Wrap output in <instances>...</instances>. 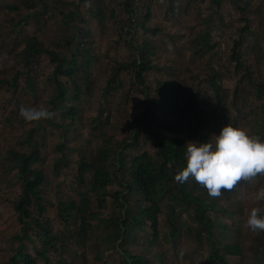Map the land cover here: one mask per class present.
<instances>
[{
    "label": "rangeland",
    "instance_id": "1",
    "mask_svg": "<svg viewBox=\"0 0 264 264\" xmlns=\"http://www.w3.org/2000/svg\"><path fill=\"white\" fill-rule=\"evenodd\" d=\"M128 3L133 6L132 14ZM100 8L103 15H100ZM148 9L150 17L146 20ZM216 10L219 13L214 16L215 24L210 30V42L216 43L215 49L193 55L195 37L204 29L203 20ZM141 22H145L149 29L136 24ZM32 36H37L47 49L61 50L69 55L72 50L70 41L77 40L76 45L81 40L85 48H89L88 59L91 55L94 57L87 69L88 81L84 80L86 94L82 96L81 103L82 124L68 136L54 124L64 123L58 116L63 110L56 112L53 123L44 119L38 124L24 120L20 110L15 109L14 103L19 102L26 109L48 111L49 100L57 87L54 79L56 63L52 61L51 54L39 55L27 67L17 56ZM144 39L150 42V49L156 53L150 59L159 67L147 73L146 81L151 90L138 86L128 67L117 72L119 63H130L135 59L138 63L142 61L139 51ZM234 40L240 42L238 51L249 69L247 71L231 59ZM81 54L84 57V53ZM16 69L21 72L15 86L0 81V264H9V259L20 245L19 240L13 242L12 239L22 235L23 227L14 206L22 190V179L17 176V168L12 167L14 161L9 154L12 150L28 153L35 143L44 145L39 151L40 161L37 164L47 173V181L41 186L42 203L46 205L43 217L50 221L53 233L70 237L73 231L78 230L82 220L78 219V224L74 221L64 223L59 216V202L60 199L67 203L76 199L81 203L76 190H88V186H81L77 180L83 156L91 161L98 153L101 132L117 140L130 136L136 128L132 122L143 117L149 106L147 94H150L151 102L159 98L155 90L160 82L181 83L187 109L183 131L180 134L166 133L169 138L180 137L186 142L199 140L194 131L196 119L192 114V105L187 107L194 101L203 112L201 116L206 119L204 132L208 139L214 140V136H210L230 123L264 141V119L260 121L263 125L255 128V133L252 132L253 119L264 117V95L257 96L248 79L244 78L248 72L253 80L259 76L264 79V0H254L244 13L234 0L224 1L219 9L210 0H0V80L12 78ZM83 74L80 70L78 76ZM29 77L35 86V95L28 92ZM213 77L221 88V102L216 99L209 82ZM263 79L259 83L264 85ZM109 87L111 91L106 93ZM101 112L104 117H112L111 124L103 127L102 131H96L95 127L101 126V123L95 119ZM9 116L11 120H7ZM36 126L40 127L28 136ZM142 135L143 131H140V149L131 148L125 153L137 155L148 152L155 155L157 148L145 141ZM26 138L30 142L27 145L23 144ZM61 145H64L62 151L59 149ZM93 174L92 170L87 173L88 181ZM261 187H264V174L242 181L232 190H224L222 203L229 210V215L222 209L212 211V218L218 222L211 227L210 237L203 233V228L194 219L193 210L181 211L179 204L178 212L187 218L193 232L188 234L183 227L178 236L170 235L171 223L167 202L164 201L165 206L159 216L157 243H149L154 238L149 224L141 227L135 223L134 237L117 250L101 248L103 245L96 247V241L88 250L75 245L65 248L58 244L56 250H48L49 264H102L104 260L109 264H126L123 260L125 250L144 257L145 264H206L210 244L216 254L221 255L226 252L224 245L232 243H238L241 252L227 254L229 264H264V246L257 249L261 231H252L245 223L253 208L264 213V200L255 198L257 189ZM120 189L122 187L115 182L108 191ZM126 192L123 190L121 193V201L129 200L134 205L135 195ZM87 199L90 203L86 205L87 213L100 211L95 194L90 192ZM32 209L37 216L35 206ZM120 209V204L108 196L105 213L92 222L95 225L104 224V218L117 215ZM227 220L234 223L231 236H228L230 228L224 227L225 223L228 224ZM96 233L100 236V227L96 228ZM28 234L35 243L24 238L21 244L25 253L32 256V264H47L44 257L38 255L42 241H37L32 231ZM74 251L77 253L72 256ZM98 251L103 254V260L99 261ZM157 254L163 255L162 260H158ZM214 261L221 264L218 258ZM20 264L27 263L22 260Z\"/></svg>",
    "mask_w": 264,
    "mask_h": 264
},
{
    "label": "trees",
    "instance_id": "2",
    "mask_svg": "<svg viewBox=\"0 0 264 264\" xmlns=\"http://www.w3.org/2000/svg\"><path fill=\"white\" fill-rule=\"evenodd\" d=\"M84 0H80L83 2ZM226 0H210L213 6L217 9ZM254 0H234V3L238 6L243 13L249 9L251 3ZM129 12L132 14L133 6L131 3L127 5ZM216 11L213 12L208 18L203 20V31L200 32L195 38V47L192 50V54L198 55L203 52L209 53L216 47V43H211L210 30L214 27ZM100 15H103V10L100 8ZM145 19H149V9L146 11ZM143 29H149V26L145 22L136 23ZM249 26V25H248ZM247 26V28H248ZM244 30V28L242 29ZM131 27L128 32L130 33ZM75 41H70L71 55L66 54L61 50H49L44 44H42L37 36H32L26 40V46L22 49L17 56L21 57V62L24 67H27L31 60L35 59L43 53L51 54L52 61L56 63L54 71V79L56 81V90L49 100L50 108L48 115L41 116L39 118H22L24 120L40 124L42 120L47 119L50 123L54 122L57 117L56 112L63 110L58 116L64 120V123H54L58 128L64 130V135L68 136L73 129L78 127L83 120L81 103L86 92L84 91V80L88 81V67L91 65L92 59H88L89 48H85L84 42L79 40L75 45ZM234 47L231 59L239 67H244L245 70H249L245 67V62L242 61V56L238 51L240 42L234 40ZM73 46V47H72ZM150 42L144 39L142 49L139 51L141 62L138 63V59L131 61L130 63H119L117 72L122 69L132 70L135 83L143 88L151 90L147 84V73L155 68H159L157 64L153 63L150 59L152 55L156 53L150 49ZM84 53V57L82 54ZM199 54V55H200ZM81 68V69H79ZM84 72L83 76H78L79 71ZM21 70L16 69L12 78H4L1 83L8 82L10 85L15 86L19 73ZM244 78L248 79L254 92L257 96L264 95V85L259 83L263 78L258 77L253 80L250 73L246 72ZM28 80V92L37 94L34 83L29 77ZM264 80V79H263ZM211 87L215 92L216 99L221 102L219 92L220 86L216 83L215 78L209 80ZM183 85L181 83L172 84L169 82L158 83V87L155 92L159 95L156 101L150 99V94H147L148 107L145 109L144 116L136 118L134 123L136 128L130 136L117 140L116 137H108L105 132L100 133V141L98 143L100 150L96 153L91 161L87 160V156L84 155L78 175V182L81 186H88V190L81 191L76 190L77 195L81 197V203L76 199H73L67 203L64 199H60L59 216L66 224H70L73 221L78 224V219H81V224L78 225V230L73 231L71 236L68 237L65 234L53 233L52 225L48 219L43 216L46 212V205L42 203L43 197L41 194V186L47 181V173L43 169L38 168L40 161L39 151L44 146L43 144L35 143L33 149L26 152H19L16 150L10 151L11 159L14 161L13 168H17V176L22 179V190L18 200L14 203L15 211L19 214V221L23 225L22 235H16L12 241H20V245L16 252L9 259V264H20L22 260L27 264L33 263L31 255L25 253L23 243L24 238H29L30 241L35 243V240L28 234V231H32L36 236L37 241H42V248L38 250V255L44 257L46 263L49 264L48 250H56L58 244H62L63 247L67 245H75L77 247L88 250L91 247V243L95 242V246L107 249L117 250L124 244H128L129 238L134 237L133 225L137 226L149 224L154 238L149 240L150 244L157 243V239L160 235L159 230V216L163 212L164 201L167 202L168 207V219L170 220V232L172 236H178L181 233V229L184 227L188 230V234L193 232V229L188 226L187 218L178 212L177 204L181 206V211L193 210L192 215L198 224L203 228V233L208 237L211 236V227L218 222L211 216L212 211L222 209L225 214L229 215V210L222 203V192L219 196H209L205 188L199 185L191 176L184 183L174 180L176 173L185 166V143L186 140L180 137L169 138L167 134H180L183 131V122L185 121L186 105L184 102V93L182 91ZM111 88H107L106 93H109ZM195 94L197 92L195 91ZM192 100V97L189 98ZM15 109H21L22 106L19 102H15ZM192 105V114L194 116L195 133L199 140H207V135L204 130L207 127V122L203 113L200 110V106L192 101L187 107ZM24 108V107H23ZM162 111L161 115L158 112ZM200 115V116H199ZM11 116L7 120H11ZM264 117L253 119L252 132L255 133V128L262 126ZM67 120L69 123H66ZM112 117H104V113L101 112L95 121L101 123V126L95 127L96 131L101 130L108 124H111ZM133 124V125H134ZM258 125V126H257ZM40 126H36L29 132L28 136L38 130ZM140 131H143V139L149 141L157 148L155 155H151L148 152H142L137 155L125 153L126 150L135 148L140 149L142 140L139 139ZM39 132V131H36ZM167 133V134H166ZM166 134V135H165ZM27 136V137H28ZM65 136V137H66ZM30 142L25 139L23 144L27 145ZM64 145H61L59 149L62 151ZM94 171L93 177L88 181L87 173ZM118 183L122 189L109 192V187ZM88 183V185H87ZM123 190H127L128 195H135L134 205L129 200L125 202L121 201V193ZM90 192L97 196L100 203V211L87 213L86 205H89L87 199ZM111 196L114 202L119 203L121 209L119 213L111 214L103 219L104 224L95 225L93 219H99L100 214L105 213L107 209V197ZM35 206L36 214L33 212L32 207ZM260 213H263L260 211ZM224 227L230 228L228 236H231L234 223L231 220H227ZM100 227V236H97L96 228ZM180 230V233H179ZM201 233V235L203 234ZM168 235L166 234V237ZM258 237V236H257ZM260 241V249L264 246V231L258 237ZM119 243V244H118ZM225 254L218 255L215 252V248L210 244L209 259L206 264H216L214 258H218L221 264H229L227 254H238L241 252V247L238 243L225 244ZM100 251V250H99ZM98 251V252H99ZM77 252L74 251L75 255ZM99 261L103 260L102 253H98ZM124 263L126 264H145L144 257L132 255L128 250L124 251ZM163 255H158V260H162ZM262 261V260H259ZM102 264H109L104 260Z\"/></svg>",
    "mask_w": 264,
    "mask_h": 264
},
{
    "label": "clouds",
    "instance_id": "3",
    "mask_svg": "<svg viewBox=\"0 0 264 264\" xmlns=\"http://www.w3.org/2000/svg\"><path fill=\"white\" fill-rule=\"evenodd\" d=\"M25 118H39L47 112L21 108ZM213 139L185 143V166L174 176L184 183L191 176L206 189L209 196H219L221 190H232L238 183L264 174V141L243 128L224 124ZM256 200H264V187L258 188ZM252 231H264V213L253 208L245 221Z\"/></svg>",
    "mask_w": 264,
    "mask_h": 264
}]
</instances>
